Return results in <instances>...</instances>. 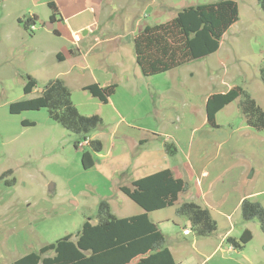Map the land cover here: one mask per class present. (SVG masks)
I'll return each mask as SVG.
<instances>
[{
    "label": "rangeland",
    "instance_id": "obj_1",
    "mask_svg": "<svg viewBox=\"0 0 264 264\" xmlns=\"http://www.w3.org/2000/svg\"><path fill=\"white\" fill-rule=\"evenodd\" d=\"M13 1L15 6H7L11 11L15 7L26 14L33 11L39 19L34 33L26 31L17 40L3 36L4 30L14 29L15 22L10 17L0 19V264L75 233L84 221L95 219L101 200L108 201L111 212L119 217L142 212L118 185L133 173L137 151H132V141L146 136L144 129L149 131L145 145L154 149L149 155L167 165L182 161L185 151L192 156L202 152L212 156L214 142L229 138L225 145L235 153L234 160L251 167L239 190L264 205V192H257L264 187V130L249 129L238 107L240 98L217 114L220 128L207 124L205 112L210 93L235 85L251 93L264 109V12L258 0H235L238 21L222 36L217 51L151 76H144L136 63L133 38L138 31L147 24L170 20L185 7L218 0H90L88 5L97 4L96 22L101 27L96 31L100 41L89 44H83L89 38L82 31L64 34V24L58 19L55 28L63 33L47 28L52 14L48 3L63 0ZM77 45L82 46L80 56L89 68L76 63L70 50L78 52ZM27 75L37 80L30 94L23 90ZM57 77L70 88L80 113H97L103 119L88 135L104 145L102 152L94 153L95 165L90 169L82 165V153L90 147L81 140L77 148L81 136L52 120L46 108L17 114L9 110L14 101L40 95L45 84ZM97 81L118 85L112 102L104 104L84 90ZM24 120L35 124L24 125ZM166 140L175 142V156L165 152ZM113 144L124 149L111 155ZM202 163L209 165L203 156ZM253 165L258 172L262 170L260 177H253ZM187 195L181 194L180 201ZM195 201L203 204L200 198ZM176 206L150 216L154 221L164 220L162 230L178 263L264 264L260 223L244 220L241 207L232 223L214 211L220 219L214 234L192 233L184 238L181 231L187 219L176 214ZM245 229L251 230L253 238L241 249L222 241L227 231L239 237Z\"/></svg>",
    "mask_w": 264,
    "mask_h": 264
},
{
    "label": "trees",
    "instance_id": "obj_2",
    "mask_svg": "<svg viewBox=\"0 0 264 264\" xmlns=\"http://www.w3.org/2000/svg\"><path fill=\"white\" fill-rule=\"evenodd\" d=\"M264 12V0H258ZM54 21L58 8L54 2ZM239 10L235 0H218L212 3L188 6L173 18L154 25H145L133 38L136 63L144 76L161 74L174 68L200 59L220 47V40L226 31L238 21ZM37 16L22 20L25 29L35 25ZM57 33L56 29H53ZM264 81V67L261 68ZM37 86V80L26 76L24 93L30 94ZM118 85H102L94 82L84 86L92 96L102 103H108ZM240 98L238 107L249 127L264 130V109L244 88L235 85L224 92L211 93L205 102L207 123L216 127V114L231 102ZM46 108L52 120L65 129L81 136L90 150L83 151L82 165L90 169L95 165L94 153L103 150L99 139H89L88 135L97 129L103 119L99 114L83 115L72 101L71 90L63 79H50L40 95L10 104L13 114L25 110ZM24 125H34L29 120ZM168 153L174 151L173 143H165ZM14 182V180H13ZM189 182L175 177L169 168L132 181L131 185H121L119 189L138 204L143 212L119 217L111 212L110 203L101 200L95 215L96 223L84 221L75 233L67 234L55 242L41 246L38 250L26 253L6 264H179L168 246L167 236L152 221L149 212L176 206L178 216L189 222L191 233L210 236L218 229V223L211 211L194 201L179 202V195L187 192ZM242 217L246 221L257 219L264 233V205L251 198L241 203ZM253 238L251 230L245 229L239 237H228L235 249H241ZM134 262V260H136Z\"/></svg>",
    "mask_w": 264,
    "mask_h": 264
},
{
    "label": "crops",
    "instance_id": "obj_3",
    "mask_svg": "<svg viewBox=\"0 0 264 264\" xmlns=\"http://www.w3.org/2000/svg\"><path fill=\"white\" fill-rule=\"evenodd\" d=\"M88 2H91V1L90 0H63V1H60L59 3L57 1L56 3L54 2L58 8V12L55 17V20L53 21V29H56L55 22L58 19L59 22H62L64 24V31H63L64 34L72 35V34H76L79 31H82L84 33V37L89 38V41L84 42L83 44H89V43H92V41H96V42L100 41L99 36L96 35V31L101 27V24L96 22V15L98 14V10L96 7L97 4L88 5ZM98 2H101V1L98 0ZM7 6H15V1L0 0V19L3 20L4 18L10 17L15 23H14V29H10L9 31L4 30L5 33L3 36L8 39L12 38L13 40L15 39L17 40L19 38L24 37L27 33L26 31H29L24 28L23 23L21 21L33 15L37 16V19H36L37 21L39 19V16L33 11H31L30 14L29 13L26 14L25 11L23 10L19 11L16 7L14 8L13 11H11ZM1 7H3L4 9L1 10ZM50 18H51V15H50ZM49 22H52V21L50 20ZM109 25L110 24H107V25L105 24L104 26H108V28H110ZM35 30H36V23H35V29L33 31ZM63 32L57 30V34L63 33ZM80 41H82V39ZM0 44H1V40H0ZM76 48L78 49V52H74L73 49L70 50L74 54V59L77 60L76 63L79 61L81 67L89 68L88 61H84L83 57L80 56L82 46L77 45ZM0 51L3 52L2 49H0ZM58 55H61V53H58ZM61 58H64V57L61 55ZM97 82L100 83V81H97ZM111 83H114V81H110L105 84H102V83L100 84L108 85ZM109 102H112V100L109 99L108 103ZM217 114H216V117H217ZM206 119H207V116H206ZM216 123H217V120H216ZM218 127L219 125L217 124V126L213 128H218ZM249 129H252V128L249 127ZM142 131L145 133L146 136L149 134L148 130L144 129ZM146 136L143 135L142 137H139L138 141H132L133 143L132 151L133 149L137 151L136 153H134L136 155V159H135L136 162L133 165L134 166L133 173L130 176V178L126 181V183H120L118 187H120L121 185H131L132 181L136 179L156 173L162 169L169 168L173 171L175 177L181 178L189 182L190 184L189 190L187 192H184V193H188L187 199L180 201V196L181 194H183L181 193L179 195V202L194 201L201 205L200 202L195 201V200H196V197L202 199L203 204L201 206L207 207L210 209L211 214L213 218L217 221V223L220 221V219L214 215V211L217 212L221 216L222 220L223 218H226L232 223L233 218L235 217L236 213L240 210L242 201L245 198H251L254 200L252 196L243 195L242 191L239 190L240 187H242V185L245 184L246 175L248 174V171L250 170L251 167L249 165L239 162L238 160H234L235 153L226 147V145L230 142L229 138H221L218 141L214 142L215 152L212 156H208L209 153L207 152L198 153L196 156H192L189 152L185 151L184 159H182V161H178L176 165H173V164L167 165L165 163V160L162 163H158L156 158L149 155L153 153L154 149H151V150L147 149V145H145L148 141ZM153 136L157 137V134H153ZM166 142L170 143L167 140L164 141L163 145H164L165 152L171 156H175L178 153V148L174 144L175 142L173 143L174 151L172 153H168L166 151V148H165ZM120 147L121 146H116L115 144H113L110 154L113 155L114 153L113 151H119L123 148L121 147L120 149ZM103 149H104V146H103ZM189 149H190V146H189ZM157 151H158V155L160 156L161 151L159 149ZM243 151L246 152L248 150L244 149ZM120 152L125 153V151H120ZM202 156H203V159H208L209 165L202 163ZM261 171L262 170L259 169V172H258V168L254 166L253 177L255 176L258 177V175L260 177L262 175ZM257 190H259L257 192H264V187L261 189H257ZM157 211H160V210H157ZM153 212H156V211H153ZM151 213L152 212H149V216L151 215ZM121 217H125V216H121ZM88 220L91 221L92 223H96L97 221L96 219L94 220L88 219ZM152 221L154 220L152 219ZM154 222L157 223L159 228L162 230V222H164V220L154 221ZM185 227H189L188 221L186 222V225L182 227V231H181L183 237L187 238L191 236L192 233L184 234L183 229ZM218 227H219V224H218ZM164 234L166 235V233ZM228 237H232L229 234V231H227L222 236V241H224V239L227 240ZM29 252L31 251H27L26 253H29ZM135 261H137V259L134 260V262Z\"/></svg>",
    "mask_w": 264,
    "mask_h": 264
},
{
    "label": "built area",
    "instance_id": "obj_4",
    "mask_svg": "<svg viewBox=\"0 0 264 264\" xmlns=\"http://www.w3.org/2000/svg\"><path fill=\"white\" fill-rule=\"evenodd\" d=\"M34 29H35V25H31V26H30V31L33 32ZM75 39H76V40H79V37L76 36ZM183 233H184V234H190V233H191L190 228H189V227H185V228L183 229Z\"/></svg>",
    "mask_w": 264,
    "mask_h": 264
},
{
    "label": "water",
    "instance_id": "obj_5",
    "mask_svg": "<svg viewBox=\"0 0 264 264\" xmlns=\"http://www.w3.org/2000/svg\"><path fill=\"white\" fill-rule=\"evenodd\" d=\"M48 29H53V22H50L49 25H47Z\"/></svg>",
    "mask_w": 264,
    "mask_h": 264
},
{
    "label": "flooded vegetation",
    "instance_id": "obj_6",
    "mask_svg": "<svg viewBox=\"0 0 264 264\" xmlns=\"http://www.w3.org/2000/svg\"><path fill=\"white\" fill-rule=\"evenodd\" d=\"M50 20H51V18H50ZM52 21V20H51ZM53 22V21H52Z\"/></svg>",
    "mask_w": 264,
    "mask_h": 264
}]
</instances>
